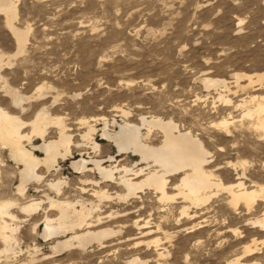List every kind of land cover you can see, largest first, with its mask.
Returning <instances> with one entry per match:
<instances>
[{"label": "rangeland", "instance_id": "obj_1", "mask_svg": "<svg viewBox=\"0 0 264 264\" xmlns=\"http://www.w3.org/2000/svg\"><path fill=\"white\" fill-rule=\"evenodd\" d=\"M17 8L15 24L29 30L28 40L24 51L10 58V63L6 59L0 70V107L28 123L24 133L33 130L30 119L47 109L51 117L64 119L73 140L82 146L72 145L70 155L58 158L56 170L47 172L38 166L42 181L28 184L26 196L17 191L21 165L0 146L2 200L25 203L29 198L44 199L48 193L71 201L86 196L97 204L89 195L91 191H79L92 184L81 182L82 174L73 170L72 162L92 156L102 158L103 165L122 162L132 166L140 160L130 152H117L113 141L102 135L101 124L95 125L92 136L99 144L97 150L85 145L81 134L87 127L80 120L94 116H103L112 132L125 121L141 125L142 117L171 119L179 130L203 136L211 151L207 167L223 183L239 177L241 168L232 164L241 161H246L249 177L264 183V141L253 126L257 116H243L249 107L254 110L261 98L264 102V0H18ZM17 50L16 39L0 12V51L8 57ZM236 72L260 73L263 81L248 86L241 79L236 86ZM206 76L224 79L230 90L205 87L202 78ZM41 86L43 95L39 96ZM10 88L24 96L23 108L12 102L7 94ZM219 92L227 95V102L218 98ZM225 117L232 120L228 132L217 125ZM140 127L148 133L145 126ZM58 129L50 124L46 138L58 137ZM35 136L33 143L42 144ZM163 137L153 127L148 140L158 144ZM35 153L44 156L41 151ZM86 174L89 179H99L96 173ZM57 178L64 181L59 194L47 186L48 180ZM104 189L111 197L99 203L102 219L91 228L110 227L114 235L84 248L74 242L55 254L50 247L63 236L43 239L40 234L45 226L43 217L46 213L54 216L56 209L45 199L42 208L29 216L12 207L19 217L11 221L19 225L16 255H1L0 264H140L133 262L137 257L141 264H223L234 255H244L248 263L264 264V234L247 223L263 208L258 212L255 206L247 212L241 203L231 205L226 192L220 190L205 204L191 206L190 215H185L181 208L188 203L179 196L160 201L157 193L144 188L121 199L115 196L122 193L120 187L108 184ZM168 192L176 193L173 188ZM153 239L160 247L151 244ZM246 244L254 251L248 258ZM4 247L0 238V250ZM156 248L164 250L163 257L157 256Z\"/></svg>", "mask_w": 264, "mask_h": 264}, {"label": "bare ground", "instance_id": "obj_2", "mask_svg": "<svg viewBox=\"0 0 264 264\" xmlns=\"http://www.w3.org/2000/svg\"><path fill=\"white\" fill-rule=\"evenodd\" d=\"M17 3L18 0H0V12L4 15L6 26L16 39L18 45V50L11 56L7 57L0 51V70L2 66L7 63L8 60L5 61L6 59H9L8 63H10V58L21 54L24 51L28 40L29 30L24 31L15 24L18 16ZM1 78L2 76L0 74V80ZM234 78L236 86L240 85L239 81L241 79H245L248 83L247 85L251 86L255 82H262L263 74L236 72L234 73ZM202 82L205 87H224L227 88V90H230L224 79H214L206 76L202 78ZM10 89H7V94L11 96L12 102H14L16 107H22L24 96L18 94L19 92L14 93L12 92V89ZM43 89V86L38 88V91L40 92L39 96L43 95ZM3 90L5 91V89ZM218 98L222 101H228L227 95L221 92H219ZM256 98L257 97L254 96L253 100ZM46 110H41L34 120L30 119L33 130L31 133H24L23 129L28 126V123L23 121L19 116L0 107V146L9 150L11 158L22 167L19 171L20 184L17 187L18 195L20 196H26L28 184L33 181L35 183L42 181V175L36 170L38 166H44L47 172L50 170H56L55 168L59 161L58 158L63 159L67 155H70L72 145L80 148L82 146V144H80L81 142L78 143V141L73 140L72 132H69L70 129L67 128L64 119L56 116L55 118L51 117L47 112L48 110ZM243 116H248L249 118L257 116V121H253V126H255L254 129L259 131V136L264 141L263 99L261 98V101L257 103L254 110L249 107ZM228 118L225 117L217 123L218 127L226 132L229 131L228 127L232 122V120H229ZM114 121L115 120H112V122ZM141 121V125L125 121L124 124L119 125L118 131L112 132L108 130L107 120L103 116H94L80 120V124L87 127L86 132L83 131L84 133L81 134L82 139L86 140L87 143L85 145L88 144L93 152L97 150L99 144L92 136L96 131V126H98L96 124H101L104 125L101 128L102 135L105 136L106 139L108 138L113 141L117 147V152H130L132 156H138L140 162H134V165L132 166L121 164V161L119 164L103 165L105 161H103L102 158H94L92 156L89 157V159L81 157L72 162L73 170L75 169V171L77 170L78 173L82 174L83 179H80L81 182H89L92 184L90 189L81 186L79 191H81V193H88L91 191L89 195L94 196L98 202L96 204L95 200L87 198L86 196H80L78 200L71 201L68 199L55 198L52 197V195H48V193H44V199L48 202L49 207L55 208L57 212L55 215L53 214L54 216H49L47 213L45 214L42 219L45 226L40 236L43 239L53 236L58 237L59 235L64 237L56 240L54 243L52 242L53 244L50 247L52 253H60L59 251L62 249L64 250L75 244L84 248L93 241H98L100 243L101 239L104 237L116 233L114 230L110 229V227L91 228L93 222H98L102 219L98 212L101 200L111 197L104 189V187L107 188L108 184L118 186L122 189V193L117 192L115 195L121 199L134 196L138 191L143 190L144 188L151 189L157 193V197L160 201H172L176 196H179L183 202L188 203V205H183L181 208V214L185 215H190L188 210L191 206H201L217 191L224 190L227 194L228 202L233 206H237L241 203L247 212L251 211L255 206L258 208V212L260 208H263L262 212H259L260 214L257 217L249 219L247 223L251 224L252 227L257 228L258 231L264 234V183L247 175L246 161L233 163L232 166L235 167L238 164L241 168L239 177L235 180H230L231 182L229 183H223L220 178H217L218 175L207 167V156L209 155L210 150L208 151L206 148V145L202 140L203 136L200 138L197 135L192 134L190 131H181L171 119H163L159 116H151L149 118L142 117ZM50 124H55L59 127L58 137L54 139L46 138L47 127ZM249 124L252 126L251 122ZM140 126H145L148 133H143ZM153 127L158 128L164 135L163 140L158 144H152L148 140L149 132ZM225 135L229 136V133H225ZM33 136L42 139V144L33 143ZM36 151H41L44 156H38L35 153ZM108 159L112 160L114 157L109 156ZM113 161L116 162V159ZM141 163H144V165H140ZM88 164H91V166H88ZM86 172L96 173L99 179L87 178L89 175L86 174ZM222 173L224 172L222 171ZM177 175L179 176L177 177ZM243 179H247L248 183ZM63 183V179L57 178V180H48L47 186L56 194H59ZM168 188H173L176 193H169ZM1 198L2 197H0V238L5 244V247L0 250V256L4 255L8 258L10 257L9 255H16L14 245L17 244L16 231L19 227V225L11 222L19 219L11 208L17 207L21 212H24L29 216L39 208H42L41 205L44 199L29 200V198L27 202L20 203L17 199L14 201L2 200ZM35 217L34 219H36ZM92 217H95L94 221L91 219ZM146 223L148 222H144V224ZM136 224L139 225L137 221ZM40 225V223H36V228L39 229ZM191 227H195V225H192ZM253 236L255 235L253 234ZM152 243L155 247H158V245L160 247L157 239H153V241H151V244ZM255 247L256 246H254V249ZM244 248L246 257L247 255H253L254 251L250 245L246 244ZM156 250L157 256L163 257L164 250L159 248H156ZM243 258L244 255H234L226 259L223 264H258L248 263ZM134 261L135 263H142L138 257L134 258L133 262ZM31 263H33V260ZM145 263L146 262H144V264Z\"/></svg>", "mask_w": 264, "mask_h": 264}]
</instances>
